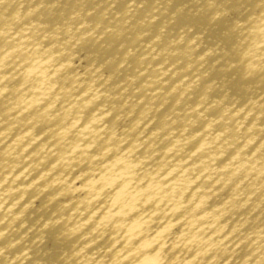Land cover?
Here are the masks:
<instances>
[{"label":"bare ground","instance_id":"bare-ground-1","mask_svg":"<svg viewBox=\"0 0 264 264\" xmlns=\"http://www.w3.org/2000/svg\"><path fill=\"white\" fill-rule=\"evenodd\" d=\"M0 264H264V0H0Z\"/></svg>","mask_w":264,"mask_h":264}]
</instances>
